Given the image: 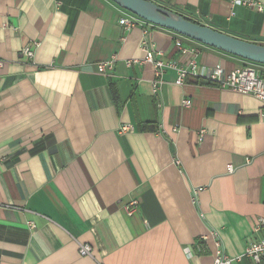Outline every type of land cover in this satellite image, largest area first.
Returning <instances> with one entry per match:
<instances>
[{"label":"crops","instance_id":"obj_1","mask_svg":"<svg viewBox=\"0 0 264 264\" xmlns=\"http://www.w3.org/2000/svg\"><path fill=\"white\" fill-rule=\"evenodd\" d=\"M152 1L264 44L262 12ZM122 15L112 0H0V264H213L217 240L236 257L264 239V103L208 79L247 60L144 21L125 31ZM146 31L157 58L196 62L183 85L168 68L155 94L154 65L126 64Z\"/></svg>","mask_w":264,"mask_h":264},{"label":"built area","instance_id":"obj_2","mask_svg":"<svg viewBox=\"0 0 264 264\" xmlns=\"http://www.w3.org/2000/svg\"><path fill=\"white\" fill-rule=\"evenodd\" d=\"M230 4L232 6L242 5L254 9L258 12L264 13V0H230ZM123 10L124 15L120 17L119 23L125 31L131 30L133 27L140 24L141 21L146 22L135 14L125 9ZM144 36L145 37L142 41V47L146 52V56L141 60H127L126 64L128 66H132L135 63L143 64L150 62L154 65L156 77L153 80L152 86L153 92L155 94L159 92L162 84L164 83L163 75L168 68H173L176 70L177 77L175 79V83L177 85H183L188 74L192 70L194 71L197 67L196 62L191 61L188 67H185L182 65H177V63L173 61H164L161 58H157L156 52L153 48V44L150 41L149 32L146 31ZM176 45L179 47L182 46L180 41H177ZM182 51L183 53H187L190 50L182 47ZM21 52L27 58H33L35 53L30 44L25 45L22 48ZM116 59V55H113L110 58L100 62L98 65L99 71L102 73L113 71L115 68ZM208 79L222 88L231 89L242 94L252 95L264 103V64H259L247 60L246 64L239 66L230 72H226L223 66L216 65L209 72ZM183 104L189 106L190 100L185 99L183 101ZM120 130L125 133L132 132L134 130V126L124 124L121 126ZM232 170L233 166H229V171ZM199 190L201 189L194 190V193L197 194ZM125 210L128 215L134 214L138 210V201L135 199L131 200L125 205ZM28 226L29 228H35V224L33 222H28ZM260 230H264V218H259L255 225V231ZM212 235L217 236V232L213 231ZM216 246L217 247L213 264H233L235 260L239 261L244 257L249 258L254 264H261L264 260V239L250 241L244 253L236 257H231L230 255H228L219 240L216 241ZM79 252L83 256H91L92 247L88 244H81Z\"/></svg>","mask_w":264,"mask_h":264},{"label":"water","instance_id":"obj_3","mask_svg":"<svg viewBox=\"0 0 264 264\" xmlns=\"http://www.w3.org/2000/svg\"><path fill=\"white\" fill-rule=\"evenodd\" d=\"M148 23L174 31L242 59L264 64V44L248 41L194 22L152 0H112Z\"/></svg>","mask_w":264,"mask_h":264},{"label":"trees","instance_id":"obj_4","mask_svg":"<svg viewBox=\"0 0 264 264\" xmlns=\"http://www.w3.org/2000/svg\"><path fill=\"white\" fill-rule=\"evenodd\" d=\"M185 18H187V19H190V20H192V21H194V22H197V23H199L198 21H196V20H194V19H192V18H189V17H186V16H184ZM245 60V59H244Z\"/></svg>","mask_w":264,"mask_h":264},{"label":"rangeland","instance_id":"obj_5","mask_svg":"<svg viewBox=\"0 0 264 264\" xmlns=\"http://www.w3.org/2000/svg\"><path fill=\"white\" fill-rule=\"evenodd\" d=\"M181 36H183V35H181Z\"/></svg>","mask_w":264,"mask_h":264}]
</instances>
